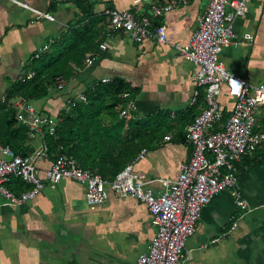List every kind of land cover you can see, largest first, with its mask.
Listing matches in <instances>:
<instances>
[{"label":"crops","instance_id":"crops-1","mask_svg":"<svg viewBox=\"0 0 264 264\" xmlns=\"http://www.w3.org/2000/svg\"><path fill=\"white\" fill-rule=\"evenodd\" d=\"M18 1L30 9L0 0V131L10 117L9 101L21 98L9 99L8 93L28 71L41 69L63 77V89L49 82L48 95L30 101L38 113L50 117L59 116L69 99L95 83L123 80L136 91L134 119L151 121L154 128L146 155L135 169L151 181L155 194L161 193L163 182L176 179L181 165L189 161L192 145L186 139L187 127L205 107L203 95L191 105L197 69L173 45H188L211 0H192L155 19L151 29L164 26L168 43L147 39L143 44L123 32L109 37L111 20L105 11L116 8L149 15L152 5L171 0H92L95 7L89 19L74 0ZM81 32L86 35L79 43L90 46L83 57L80 47H73L69 56L76 60L45 66L59 53L68 57L64 48ZM234 34L240 44L224 48L221 61L228 72L253 86L264 84V0H250L246 14L234 22ZM45 53L52 56L46 62ZM219 102L225 121L236 103L226 83ZM16 118L17 125L27 127ZM26 138L31 153L44 143L29 128ZM54 161L52 156L37 161L42 177ZM11 184L17 192L27 188L18 187L16 181ZM86 190L85 184L63 179L56 185L48 183L22 205H9L0 195V264H136L157 234L148 206L115 193L104 204L90 206ZM237 190L247 209H239L232 190L217 194L204 208L197 232L187 240L188 264H264L263 151L238 163Z\"/></svg>","mask_w":264,"mask_h":264},{"label":"built area","instance_id":"built-area-1","mask_svg":"<svg viewBox=\"0 0 264 264\" xmlns=\"http://www.w3.org/2000/svg\"><path fill=\"white\" fill-rule=\"evenodd\" d=\"M11 1L30 9L29 5L18 0ZM191 1L171 0L154 4L149 15L140 16L132 11L109 8L105 11L111 20L108 36L123 32L138 44L147 39L168 43L164 26L155 25L152 30L153 22L173 8ZM249 3L250 0H211L204 15L199 17L198 28L188 45H173L197 69V88L193 92L191 105H196L203 95L205 107L187 127L186 139L192 145L189 161L181 165L176 179L163 182L161 193L155 194L150 186L151 181L135 169L136 162L145 157L146 150L113 180H106L83 169L74 157L66 154L57 155L45 177H42L37 161L49 157L50 150L45 138L47 134L55 135L59 118L41 115L31 102L18 98L9 101V106L17 111V117L32 135L37 133L43 137L44 143L29 155L16 154L10 146L0 144V195L6 203L22 205L34 199L48 183L56 185L63 179L85 184L86 201L90 206L104 204L110 193L134 197L148 206L157 227L156 237L136 264H188L185 258L186 243L197 232L204 208L223 190H232L236 205L246 210L247 203L237 190V165L247 156L264 152V84L253 86L244 78L228 72L220 58L224 48L240 44L234 34V22L246 14ZM40 15L50 17L49 14ZM86 61L91 62V55L87 56ZM34 76L35 73L30 72L26 77L30 80ZM229 77L242 85L238 92L232 91ZM56 83L59 89L64 88L62 77H58ZM224 83L236 99L234 109L225 121L219 102ZM123 98L127 100V107L121 112V117L129 116L136 110L135 99L130 93H125ZM3 100L6 102V97ZM84 101V94L71 98L68 109ZM16 180L27 188L17 192L9 187Z\"/></svg>","mask_w":264,"mask_h":264},{"label":"trees","instance_id":"trees-1","mask_svg":"<svg viewBox=\"0 0 264 264\" xmlns=\"http://www.w3.org/2000/svg\"><path fill=\"white\" fill-rule=\"evenodd\" d=\"M74 3L82 10L85 19L91 18L95 7L92 0H74ZM85 35V32H81L72 44L64 48V54L68 57H61L59 52L53 57L48 55L49 53L42 55L45 62L49 60L48 56L52 57L45 66H53L62 59L66 63L76 60L73 55L69 56L73 47H80V58L83 57L90 47L84 48V44L79 43L80 38ZM30 72H34L35 76L30 80L25 77L17 83L9 91V99L17 96L29 102L42 99L48 95L49 82L56 83V79L62 77L58 72L48 75L41 69L28 71L26 75ZM127 92L132 98L136 97L135 89L123 80L99 82L88 88L84 93L86 101L64 109L58 116L59 126L55 135H46L49 156L56 159L59 154L69 155L74 157L83 169L106 180H113L147 148L154 134V128L150 127L151 121L136 120L133 112L129 116L120 117L127 107V100L123 98ZM3 107L5 109L6 104ZM8 113L10 117L6 122V129L0 131V144L10 146L16 154H31L32 151L25 145L28 128L17 125L15 109H9ZM262 118L264 120V112ZM16 182L18 187L23 186L21 181ZM11 186L9 184V187Z\"/></svg>","mask_w":264,"mask_h":264},{"label":"clouds","instance_id":"clouds-1","mask_svg":"<svg viewBox=\"0 0 264 264\" xmlns=\"http://www.w3.org/2000/svg\"><path fill=\"white\" fill-rule=\"evenodd\" d=\"M229 85L234 93L238 92L242 88V85L232 77H229Z\"/></svg>","mask_w":264,"mask_h":264},{"label":"rangeland","instance_id":"rangeland-1","mask_svg":"<svg viewBox=\"0 0 264 264\" xmlns=\"http://www.w3.org/2000/svg\"><path fill=\"white\" fill-rule=\"evenodd\" d=\"M56 53L55 54H57V51H55ZM39 139V138H38Z\"/></svg>","mask_w":264,"mask_h":264},{"label":"bare ground","instance_id":"bare-ground-1","mask_svg":"<svg viewBox=\"0 0 264 264\" xmlns=\"http://www.w3.org/2000/svg\"><path fill=\"white\" fill-rule=\"evenodd\" d=\"M108 33V32H107ZM143 44V43H142ZM27 76V75H26Z\"/></svg>","mask_w":264,"mask_h":264}]
</instances>
